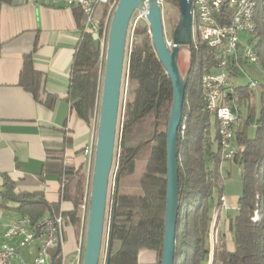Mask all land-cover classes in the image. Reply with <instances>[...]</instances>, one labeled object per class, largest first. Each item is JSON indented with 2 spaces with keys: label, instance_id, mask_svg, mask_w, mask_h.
<instances>
[{
  "label": "trees",
  "instance_id": "trees-1",
  "mask_svg": "<svg viewBox=\"0 0 264 264\" xmlns=\"http://www.w3.org/2000/svg\"><path fill=\"white\" fill-rule=\"evenodd\" d=\"M118 0L115 1V6ZM255 2V30L249 43L259 57L264 70V0ZM10 0H0V4ZM80 30V38L73 54L66 102L76 119L90 126L98 112L102 72L99 42L84 31L81 11L72 7ZM223 9L222 13H224ZM108 13L102 8L101 27ZM112 15V12L110 16ZM82 20V21H81ZM221 20V19H220ZM134 39L129 49L126 67L128 80L133 85L132 99L124 106L120 126L116 171L112 199L106 221L104 264H140V251L155 255L160 264L166 197V128L172 105L173 90L170 79L158 60L147 25H136ZM189 55V69L182 75L187 82L184 91L182 118L177 133V168L179 209L175 228L173 264H205L210 256V225L213 210L221 206V163L216 122L205 111L202 95V79L215 71L216 55L204 43L192 42L185 47ZM104 67V66H103ZM231 74L233 80L240 77ZM40 77L33 70L31 54L24 57L19 85L37 98ZM233 86V84H232ZM239 107L249 100L252 92L247 86H233ZM258 111L250 106L249 115L234 134L235 154L232 163L241 170L242 191L238 211L230 221L234 250L226 249L224 238H217L212 264H264V86L260 89ZM226 98L222 105L231 104ZM256 125L254 136L249 138L247 128ZM68 146L65 140L61 147ZM144 162V171L135 189L123 186L125 176L134 173L137 162ZM54 173L59 177L64 191L68 170L63 167L62 157L46 162L43 174ZM43 181V176L39 177ZM23 181L12 182L4 178L0 187V208L11 210L21 218L27 217L36 226L47 216L55 219L57 205L49 204L41 192L20 191ZM216 191V193H214ZM80 193L75 209L82 203ZM70 223L79 224L77 212L68 215ZM256 219V220H254ZM53 264L59 248L54 249ZM100 264V262H99Z\"/></svg>",
  "mask_w": 264,
  "mask_h": 264
},
{
  "label": "crops",
  "instance_id": "crops-1",
  "mask_svg": "<svg viewBox=\"0 0 264 264\" xmlns=\"http://www.w3.org/2000/svg\"><path fill=\"white\" fill-rule=\"evenodd\" d=\"M79 38L73 10L62 3L10 0L0 4V187L4 178L23 181L20 191L41 192L49 204L57 205L59 214L66 215L59 238L63 264H74L78 250L84 246L88 212L81 205L88 201L92 179V168L85 162L83 150L94 142V126L76 119L66 102L70 66ZM29 54L33 70L40 77L37 98L19 85L24 57ZM65 140L68 146L61 147ZM59 156L70 173L64 191L56 174H43L45 163ZM226 184L222 187L221 206L212 212L210 256L205 264H212L217 238H224L229 252L234 250L230 221L238 211L242 184L241 189L229 191ZM79 185L83 199L75 209ZM12 208L15 205H9L8 210L0 208V245L7 227L21 219ZM75 210L79 224L69 221L68 215ZM42 239L36 237L28 247L19 249V259L10 264H20V260L32 263ZM48 252L54 256L53 249ZM138 261L154 264L155 255L140 251Z\"/></svg>",
  "mask_w": 264,
  "mask_h": 264
},
{
  "label": "water",
  "instance_id": "water-1",
  "mask_svg": "<svg viewBox=\"0 0 264 264\" xmlns=\"http://www.w3.org/2000/svg\"><path fill=\"white\" fill-rule=\"evenodd\" d=\"M179 17L171 33L172 48L165 42L158 0H118L108 31L100 107L95 139L94 163L89 195L82 264H99L102 250L109 176L113 164L118 125L122 73L125 64L126 37L134 12L147 5L145 19L155 54L164 67L173 90L166 128V197L164 236L160 264H173L175 228L178 216L177 133L182 118L187 78L178 67L181 47L192 44L191 4L176 0Z\"/></svg>",
  "mask_w": 264,
  "mask_h": 264
},
{
  "label": "built area",
  "instance_id": "built-area-1",
  "mask_svg": "<svg viewBox=\"0 0 264 264\" xmlns=\"http://www.w3.org/2000/svg\"><path fill=\"white\" fill-rule=\"evenodd\" d=\"M52 4L62 3L67 7L78 8L83 17L84 31L99 42L100 60L105 61V53L108 40V31L110 21L115 9L116 0H50ZM190 3H198L201 22L203 26V37L205 45L214 51L216 55L215 71L206 75L207 95L205 100V111L216 122V132L219 140L220 161H232L235 148L233 139L236 129L241 126L244 118L239 107L233 100L236 97L234 91H230V84H233L231 74L237 72L239 75L245 73L244 65L257 66L253 46L248 42L252 37L249 34L248 18L245 16L246 6L239 10H224V16L221 20H212V13L219 9V3L224 0H188ZM162 0H158L161 7ZM146 5V4H145ZM108 6V13L101 27L100 21L102 8ZM147 6V5H146ZM143 9V8H141ZM139 10V9H138ZM112 12V15L110 16ZM147 10L143 12L145 13ZM246 36L247 39H242ZM169 49L172 48L171 40H166ZM259 87V83L249 79L247 88L253 92ZM226 98L232 99L229 105H222ZM100 103V102H99ZM100 107V105H99ZM98 112L92 119L94 130L98 125ZM97 132V131H96ZM95 153V140L83 150V158L88 166L93 168ZM90 194V191H89ZM88 201L81 205L83 210L88 212ZM63 218L61 216L55 219H48L32 226L27 217L10 224L3 234L4 243L0 245V264H10L14 259H19V249L28 247L35 241L36 237H41L42 229H49V239H42L36 256L32 263H26L20 260V264H53V257L49 254V249L59 248V238L63 228ZM15 241L11 245L8 242ZM84 246L78 250L74 264H82ZM59 264L64 263V258L58 254ZM105 256L100 264H104Z\"/></svg>",
  "mask_w": 264,
  "mask_h": 264
},
{
  "label": "rangeland",
  "instance_id": "rangeland-1",
  "mask_svg": "<svg viewBox=\"0 0 264 264\" xmlns=\"http://www.w3.org/2000/svg\"><path fill=\"white\" fill-rule=\"evenodd\" d=\"M142 8L143 9H139L134 12L131 18L129 27H128V32H127V37H126L125 64H124L123 73H122L118 125H117L116 141H115V151H114V156H113V164H112V169L110 172L109 183H108V194H107V203H106V211H105L100 263H101V259H103L105 256L106 221L108 218V210H109V205L112 199V192H113V187H114V175L116 171L115 157L118 152L117 146H118V141H119V133H120V126L122 122V115L124 112L125 104L132 99L133 85L131 84V82L128 80V77H127V67H126L127 55L131 47L132 41L134 39V36H133L134 27L138 24L148 26L146 19H145V15L143 14L144 10L145 11L147 10V6L145 4H142ZM160 9H161L164 36H165V39L169 41L171 40L172 30L175 27L178 21V17H179L177 2L176 0H162ZM242 39H247V37L242 36ZM189 65L190 64H189L188 52L185 47H181L179 56H178V67H179L181 75H185V73L189 69ZM103 66H104V59L101 65L102 76H103V69H104ZM243 71H245L246 74L242 73L240 77L235 78L233 80L234 82L233 86H236V87L247 86L249 79H253L259 83V87L252 92V96L250 97V99L244 101L239 106L243 118L247 119L249 115L248 106H250L251 107L250 109L254 111L255 113H257L258 111V106H259L258 95H259L260 89L262 88V86H264V73L262 72V69L260 68V66L254 67L250 65H244ZM253 126L254 124L250 126L249 128H247V135L249 138H252L254 136L255 128ZM96 131L97 130L95 128L94 140L96 139ZM228 162L230 161L221 162V167L219 170L220 171V184L219 185L223 187V185L227 183L226 184V186L228 187L227 191H229L230 189H235V188L241 189V178H240L241 174L238 171L239 167L232 162L230 163ZM144 166H145L144 162L142 161L137 162L134 173L123 177L120 183L123 186L131 187L136 190V188L139 185L141 175L144 171ZM214 193H216V191Z\"/></svg>",
  "mask_w": 264,
  "mask_h": 264
},
{
  "label": "bare ground",
  "instance_id": "bare-ground-1",
  "mask_svg": "<svg viewBox=\"0 0 264 264\" xmlns=\"http://www.w3.org/2000/svg\"><path fill=\"white\" fill-rule=\"evenodd\" d=\"M191 4V18H192V42L194 43H204L205 39L203 37V26L201 22L200 10L198 9V3H190ZM246 6L245 16L248 18V26H249V34H253L255 30V2L254 0H224V2L219 3V9L215 10L212 13V20H220L223 19L224 13H222L223 9L227 10H239L240 7ZM255 52V58L257 60V66H259V57L257 52ZM264 73V70H262ZM201 89L204 102L206 100L207 95V82L206 76L201 81ZM251 90V89H250ZM230 91H233V86L230 84ZM256 220V219H254ZM41 237L43 239H49V229H42Z\"/></svg>",
  "mask_w": 264,
  "mask_h": 264
}]
</instances>
